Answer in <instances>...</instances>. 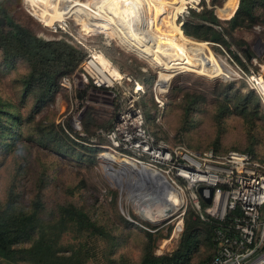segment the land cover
<instances>
[{
	"label": "rangeland",
	"instance_id": "1",
	"mask_svg": "<svg viewBox=\"0 0 264 264\" xmlns=\"http://www.w3.org/2000/svg\"><path fill=\"white\" fill-rule=\"evenodd\" d=\"M80 1L87 6L83 8H88L86 3L93 0L69 1L73 4L70 16L79 10ZM132 1L126 0L133 5ZM151 1L148 0L156 14L162 11L159 6L167 3V0ZM226 2L195 0L187 4L186 9L188 14L206 9L218 20V7L219 17L227 19ZM0 5L13 21L38 38L62 41L79 49L84 57L88 51L99 49L122 73L139 82L144 90L140 105L146 126L156 137L172 146L182 145L196 152H246L264 166V109L259 97L252 93L249 96L243 83L226 81L227 77L210 79L186 71L175 75L166 86L165 94H159L154 90L159 77L156 68L137 55L138 58L123 51L117 44H109L102 34L84 36L91 32L87 27L90 22L87 14L77 15V25L67 20L63 31L57 24L54 30L33 17L24 0H0ZM172 9L163 11L166 19L162 27L167 32L170 23V28L179 32V22L173 20ZM256 15L257 20L250 29L232 32V42L244 45L232 44L230 53L244 51L264 61V9H258ZM193 35L192 40L209 46L207 51L213 58H219L221 63L226 60L215 43L205 41L197 33ZM159 39L163 41L165 35L161 33ZM28 72L27 62L4 61L0 50V106L20 117L10 136L0 135V211L13 216L35 214L38 230L44 231L55 227L62 208L81 210L101 228V235L87 237L70 225L60 234L57 247L65 250L69 245L85 244L90 252L89 264H139L147 246L155 256L172 255L189 234L195 238L197 251L185 264H200L211 258L214 248L209 241L208 228L200 219L196 223L192 221L195 211L190 205L185 211L179 208L166 220L151 223L141 215L145 207L131 199L126 187L129 173L122 177V187L106 175L104 158L110 159L115 170L123 166L140 171L136 163L122 160L126 158L114 151L106 138L119 110L121 89H98L91 83L85 84L80 78L81 70H76L70 75V88H62L59 82L53 100L37 109L33 98L23 94L22 80ZM156 99L163 103L162 108L158 107ZM62 135L67 139L61 141ZM44 143L50 147H43ZM60 150L66 155L61 156ZM179 221H182L181 232L175 229ZM147 235H150L149 244ZM0 264L12 263L0 259Z\"/></svg>",
	"mask_w": 264,
	"mask_h": 264
},
{
	"label": "built area",
	"instance_id": "2",
	"mask_svg": "<svg viewBox=\"0 0 264 264\" xmlns=\"http://www.w3.org/2000/svg\"><path fill=\"white\" fill-rule=\"evenodd\" d=\"M131 3L135 4L134 1ZM187 14L188 9H185L176 18L179 28H182V18ZM179 18L182 20L179 21ZM67 20L74 22L73 15L66 14L62 21L49 27L56 30L57 24L58 29L65 31ZM103 20L108 24L105 18ZM131 25L137 40L144 38L153 42L144 17L142 20L134 17ZM115 28L109 26L114 34L124 39L123 30ZM99 34L104 35L109 44L114 43L105 33ZM213 45L226 56V64L223 62V68L228 71L226 81L243 83L248 91L259 97L264 109V61L258 56H251L250 59H243L242 66L230 53L231 47L226 49L219 44ZM99 55L105 57L99 49L88 51L77 71L81 70L80 78L85 84L91 83L98 89H121L116 119L106 133L112 149L167 179L181 197L180 208L185 211L190 205L202 222L215 226L211 238L214 254L210 264H264V166L246 152H196L182 145L172 146L156 137L147 128L140 105L144 95L142 85L122 73L105 57L109 62L106 68L96 60ZM71 79L70 75L64 76L60 86L69 89ZM156 102L159 108L163 107L159 99ZM199 188H203L205 197L209 196L208 188L213 189L209 205L202 201ZM175 229L182 231V221Z\"/></svg>",
	"mask_w": 264,
	"mask_h": 264
},
{
	"label": "trees",
	"instance_id": "3",
	"mask_svg": "<svg viewBox=\"0 0 264 264\" xmlns=\"http://www.w3.org/2000/svg\"><path fill=\"white\" fill-rule=\"evenodd\" d=\"M238 1L227 0L225 3L227 19L219 17L218 7H216V16L219 21L212 12L206 9L199 13L189 12L183 19L182 30L185 34L183 35L194 39L193 34L197 33L201 37L203 36L205 41L219 44L226 49L232 47V44L238 45V47L244 45L232 42V32L240 28L250 29L257 20V10L264 9V0H240L239 6ZM0 17L5 21L4 26L0 28L2 58L4 61L21 60L28 63L29 72L22 80L23 94L32 97L34 107L39 109L53 100L59 90L61 79L73 74L78 69L84 54L79 49L70 47L62 41H46L38 38L28 29L13 21L1 5ZM219 22L229 28H223ZM249 54L251 55V53ZM233 57L240 65L244 66L243 59H247L244 51L235 52ZM249 93V96L254 94L251 91ZM19 121L18 115L7 112L0 106V135L10 136V131ZM6 139V137L2 139V143ZM65 139L67 138L62 135L61 141ZM42 145L47 149L50 147L47 143ZM59 153L61 156L66 155V152L62 150ZM194 213L192 221L196 223L199 217L196 212ZM204 224L208 228L209 241L213 246L211 238L215 226ZM70 225L74 226L80 234H86L87 237L101 235V228L92 222L84 212L74 207L62 208L55 227L46 228L47 230L44 231L38 230L39 221L35 214L13 216L0 211V259L12 264L19 262L89 264L90 252L85 244L69 245L65 250H60L57 247L60 234ZM146 239L149 244L150 235H147ZM195 245V238L189 234L174 254L160 257L152 254L151 249L147 246L145 256L139 264H185L189 261L190 256L197 251ZM212 257L200 264H210Z\"/></svg>",
	"mask_w": 264,
	"mask_h": 264
},
{
	"label": "bare ground",
	"instance_id": "4",
	"mask_svg": "<svg viewBox=\"0 0 264 264\" xmlns=\"http://www.w3.org/2000/svg\"><path fill=\"white\" fill-rule=\"evenodd\" d=\"M69 1L71 0H24V4L27 11L33 17H36L41 22H44L46 26H49L55 22L62 21L66 14L70 15L72 13L73 4ZM93 1L92 3L91 1L86 3L90 6L88 8H83L85 4L82 5V2L80 1V5L82 6L80 7L79 5V8H77V10H79L73 15L75 24L77 25L75 21L77 15L81 14L85 16V14H87V19L90 21L87 27L91 32L88 34L82 32L84 33V36L105 33L110 40L120 47V49L125 52H130L135 57L138 56L150 66L156 68L159 77L158 81L155 83V92L165 94L168 88H166V86L169 85L171 79L174 78L175 75L186 71L210 79L218 78L223 80L224 77H228V71L223 68V63H221L222 60L220 61L217 57L213 58L208 53L207 49L209 46L197 42L196 40L194 41L192 38L179 33L183 31L178 26L177 30L179 32L170 28V23L167 24V32L162 27L163 23L165 25L166 19V14L163 13V11L173 7V20H176L178 15L187 8L186 5L195 0H167L166 5L163 7L159 6L162 9L159 14H156L155 10L151 9V4H149L148 0H134L135 4L133 5L126 2V0H97L95 3H93ZM66 2H68V4H66ZM61 5L66 6L67 8H61ZM106 14L107 17H104ZM88 16H90L91 20H89L90 18ZM134 17L140 20H142L143 17L146 19V26L151 31L150 36L153 39V42H149L148 39L145 40L144 38H139V40H137L138 37L136 31L131 25V21ZM103 18L107 20L108 24ZM108 25L123 30L124 39H122L121 36L114 34L111 29H109ZM78 26L81 25L79 24ZM160 32L165 35V39L161 42H159ZM95 58L106 68L109 67V62L105 57L99 55ZM138 87L140 86L138 85ZM104 160L107 162L106 171L108 175L113 176L117 184L121 187L123 185L122 177L126 175V173H129L130 179L127 181L126 187L133 188L130 192L131 199H136L141 203V207H145L144 212H141L144 220L156 224L178 212L182 200L179 193L176 192L171 185V187L167 185L165 181L167 179L164 180L158 177V173L153 170L149 169L150 172H148L146 170L148 168L138 164L137 166L140 171L135 169L131 170L130 168L123 166L120 167L119 170H115L111 166L113 163L109 161L110 159L104 158ZM141 173L148 174L150 179H154L152 182L154 187H150L153 193H144V189L141 190L138 188L139 184L142 182L141 179H144V177L140 175ZM151 206L155 207H152L151 209ZM148 211H150V215L148 214Z\"/></svg>",
	"mask_w": 264,
	"mask_h": 264
},
{
	"label": "water",
	"instance_id": "5",
	"mask_svg": "<svg viewBox=\"0 0 264 264\" xmlns=\"http://www.w3.org/2000/svg\"><path fill=\"white\" fill-rule=\"evenodd\" d=\"M4 19L2 18V17H0V28H2L3 26H4ZM247 54V53H246ZM247 57L250 59L251 58V55H249V54H247ZM148 172H150L149 171V169H146ZM106 175L111 179V180H113L116 184H117V182H116V180L114 179V177L113 176H109L107 173H106ZM142 177H144V179H141L142 180V182L139 184V186H138V188L139 189H141V190H145V191H143L144 193H146V192H151V193H153V191H152V189L151 188H153L154 186L152 185V182L154 181V179H150L149 178V176H148V174H145V173H141L140 174ZM158 177H160V178H162V179H164L165 180V178H163L160 174H158ZM149 179V180H148ZM125 180V179H124ZM166 181V183H167V185H169L170 186V184L167 182V180H165ZM124 182V181H123ZM125 183V182H124ZM145 183H146V186H145ZM126 184V183H125ZM149 186V187H148ZM151 187V188H150ZM171 187V186H170ZM128 189H129V191L131 192L132 190H133V188H129L128 187ZM136 189V188H135ZM208 191H209V196L208 197H205L204 196V193H203V188H199L198 189V193H199V195H200V197H201V199H202V201L206 204V205H209L210 203H211V198H212V194H213V189L212 188H208Z\"/></svg>",
	"mask_w": 264,
	"mask_h": 264
}]
</instances>
